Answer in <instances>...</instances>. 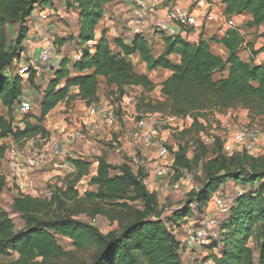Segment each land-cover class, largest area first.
Instances as JSON below:
<instances>
[{"label":"trees","instance_id":"16d2710c","mask_svg":"<svg viewBox=\"0 0 264 264\" xmlns=\"http://www.w3.org/2000/svg\"><path fill=\"white\" fill-rule=\"evenodd\" d=\"M65 2L69 10L79 12V33L76 38H71L80 46L86 45L82 50V58L71 63L68 59L60 62L54 77L43 90L40 117L26 114L23 119L25 127L19 129L14 126L13 111L24 97L23 80L21 76L10 73L9 69L22 61L30 33L29 23L36 10L46 5L53 8L54 3L53 0H0V104L8 114L5 117L0 113V143L8 136L17 142L38 135L48 138L50 133L43 126L44 120L60 103L70 105L80 99L87 106H92L99 102V76L106 79L108 86L117 88L118 102L125 95L126 88L153 90L155 86L149 78L137 74L133 64L127 60L135 53L141 55L149 70L165 68L172 71V77L163 86L164 100H150L149 109L175 118L191 119V127L182 131L183 134L198 129L204 131L210 117L214 118L216 114L231 109L243 108L252 116L264 117V64L258 65L251 59L242 58L251 44L240 30L228 31L219 41L229 51L227 60L213 54L208 41L200 39L197 45L192 46L181 36L165 37V52L156 58L140 35H135L129 44L120 38L115 39L114 45L121 51L113 49L106 30L96 41L95 29L104 16L107 0ZM224 2L227 15L238 16L249 12L254 16L251 26L264 25V0ZM91 42H95L92 48L88 46ZM64 43L60 41L61 46ZM179 45L183 47L181 62L173 64L169 57ZM252 54L257 55V52L253 51ZM71 68L79 75L73 77ZM29 70L32 85L36 70ZM87 71L93 72L83 74ZM217 73L228 75L215 79ZM74 87L79 88L78 94L71 93ZM32 119L38 124H32ZM169 148L177 170L192 171L193 162L188 159L185 149L182 146L176 151ZM4 154L5 147L0 145V160ZM243 158L241 155L231 158L219 156L210 161L205 168L206 182L203 188L198 192L192 191L184 206L175 209L166 219L158 217L159 199L149 191L143 169L135 173L127 164L112 165L99 159L97 174L89 182L90 186L97 187V191H87L85 197L81 198L76 187L84 177L90 175L91 164L81 159L67 158L76 172L62 179L65 185L57 186L50 199L21 194L14 199L13 211L24 222L25 228L17 230L10 214L0 206V256H8L13 252L19 255L14 264H46L66 254L57 242V235H61L72 239L79 249L93 241L99 243L100 247L91 264H185L182 256L185 247L166 224L178 225L189 216L193 205H197L201 211L202 205L209 201L214 192L229 181L253 184L264 180V170L245 172ZM6 185L5 177L0 173V195ZM243 196L237 200L238 207L236 205L231 210V213H235L232 224L221 226V256L208 257L213 264H264V230L260 234L258 255L247 244L252 226L249 224L254 220L249 218V223L243 220V213L247 211L243 210ZM72 201L120 208L141 203L143 211L138 212V217L126 224L119 233L103 235L97 228L99 222L93 224L96 226H90L70 215L52 214L54 205L63 207ZM246 214L251 217L253 211ZM228 229L231 232L227 234ZM211 248L215 249L217 245L213 244ZM39 258L42 261H37Z\"/></svg>","mask_w":264,"mask_h":264},{"label":"crops","instance_id":"0c3cea01","mask_svg":"<svg viewBox=\"0 0 264 264\" xmlns=\"http://www.w3.org/2000/svg\"><path fill=\"white\" fill-rule=\"evenodd\" d=\"M141 1L150 4V11L146 14V27L144 29L143 38L151 49L154 57L157 58L165 52V37H170L166 34L157 32L155 25L156 23L165 20V15L170 9L177 7L188 11L197 19V26L190 30L171 25V27L177 29V36H181V38L190 43V45H197L200 39H204L208 41L213 54L221 57L223 60H227L229 51L219 41L227 35L228 31L233 30L229 26V22H232L244 35L246 41L251 44V46L243 53L242 58L244 60L251 59L258 65L264 64V36H262L264 25L251 26V23L254 21V16L251 13L245 12L238 16H229L226 14L227 5L224 1L217 3L213 8H209L208 0H159L156 5L151 4L150 0ZM53 3L54 10L64 20L61 22H55L53 25L56 30L59 29L60 31L58 36H60L61 39L66 38L67 35L76 38L79 33V12L69 9L65 10V7H62L63 3H61L60 0L58 2L53 0ZM134 7L135 0H107V4L104 8V16L95 29L96 41L102 37L103 31L106 30L107 38L111 42L113 49L121 51L114 45V40L117 38H120L126 44L131 43L135 37L132 33L130 24ZM52 14L56 15L55 12H52ZM207 14L211 15V19L207 22H203L204 16ZM62 23L66 25V27L70 25L72 30L70 31L67 28L66 30L69 31H64L63 33V29H60L63 28ZM95 42L89 43L88 46L91 48L94 47ZM47 44L48 43L45 45H38L35 49L33 47H28L29 49H26L25 54H27L28 58L31 60H39V53ZM85 46L86 45L80 46L77 43V51L73 53V58L78 52L82 51ZM94 51L95 50L93 49L92 53H94ZM182 51L183 47L179 45L176 52L169 57L170 62L173 64H179L181 62ZM253 51L257 52V55H253ZM25 54L23 56H25ZM127 60L133 64L134 70L137 74L149 78L155 86L154 89L147 91L142 87L126 88L125 95L122 97L121 101L118 102L117 88L115 86H108L106 79L99 76V102L97 104L87 106L85 102L78 99L70 110H68L67 104L63 102L51 111L44 126L45 129L52 134L49 143L46 144L43 149V152L45 153L42 158L45 161L44 169H46V171L37 172V174L33 175L32 172L30 173L24 167V161L22 159L19 160L20 168H22V175L35 182V195L38 194L37 189L40 184L39 179L44 178V180H47L54 176L62 178L66 177L59 171V162L61 160L67 162V158H77L91 164L90 175L85 177L88 179V182H90L91 178L97 174L99 159H104L112 165L120 166L127 164L135 173H137V171L134 170L135 166L138 167V169L141 168L145 171V175H147L145 183L149 191L155 193L159 199L160 185L163 183L155 176V169L159 165L156 159L157 152L152 151V148L146 149L135 144L132 139V132L135 124L137 121L145 119L149 127L156 131L158 145L154 146V148H157L158 150V147L160 145H165V142L168 140V130L162 131L159 127L160 124L164 123L173 126L174 123H178L180 126L185 125L186 128L189 129L193 121L189 118H175L166 122L165 118L168 117V115L153 112L149 109L150 100H164L162 90L164 83L172 77L173 73L171 70L165 68L149 70L147 63L142 60L139 53L130 55L127 57ZM92 72L93 71H87L83 74H90ZM71 75L74 77L79 75V73L73 70L71 71ZM227 75V73L224 75L217 73L215 79H221L223 76L225 77ZM24 93H26V96L24 95L23 99L27 100L26 98L29 94L25 92V90ZM72 93L78 94L79 88L74 87ZM42 97L43 95L39 97V101L36 103V109L38 110L36 113L34 112V116L36 117H40V102ZM119 105L120 107H118ZM111 108H116L117 120L112 124H108L106 118L107 113ZM6 112V109L2 106L0 113L6 117L8 116ZM65 112L68 113L65 114ZM19 115V110L15 109L13 111L14 126L19 129H24V118H21ZM247 115V110L237 108L231 109L223 114H216V119L221 122L222 125H225L231 121L233 122V117L234 119L242 120V118L245 119ZM66 119H69V121L67 122ZM55 132L57 133L55 134ZM34 140L39 141L40 137L26 140L25 148L29 150L28 147L32 146ZM54 144L59 145L60 156H56L52 153V147ZM187 157L191 160L190 156L187 155ZM53 159L56 160L54 163L51 161ZM174 161L175 158H173L172 162ZM2 162L7 170L6 172H2V175L5 177L7 189H4L0 198L1 196H5V190L11 188L9 182L14 179L16 174H18H15L11 160L3 157ZM40 170L41 169H39V171ZM75 172L76 168L72 165L71 173ZM160 192H162V190ZM8 193L9 195H15L14 199L18 197V194L16 195V192L13 190L8 191ZM15 215L17 214L15 213ZM21 222L24 224L22 220ZM179 229L186 230L187 226L183 225ZM184 233L185 232L183 231V234ZM190 250L192 249L184 248L182 256H186L187 252H190Z\"/></svg>","mask_w":264,"mask_h":264},{"label":"rangeland","instance_id":"374dc122","mask_svg":"<svg viewBox=\"0 0 264 264\" xmlns=\"http://www.w3.org/2000/svg\"><path fill=\"white\" fill-rule=\"evenodd\" d=\"M56 1L58 2L59 0ZM60 1L61 3H63L62 7H65V10H67L68 8L66 2L64 3V0ZM106 4L104 5V8ZM47 10H50L49 12L51 17L48 20H43L41 17V12H47ZM52 12H55L56 15L51 14ZM61 21L64 20L51 6L46 5L39 7L29 23V43L27 41L28 45L26 44V49H29L28 47H33L35 49L38 47V45H45L46 43H51L53 45L52 56L48 62L41 63L38 59L31 60L30 58H28L27 54H25V56H22L23 61L16 62L9 69L10 73L14 75H19L21 62H24L27 67H29V69L31 68L36 70L34 84L31 85V82L29 80V73L27 76H24L22 78L24 83V85L22 84L23 88L25 92L29 94L26 99L30 101L35 108L33 110V113L30 114L33 116L34 112L36 113L38 111L36 109V103L39 101V97L43 95V90L45 89L48 81L54 77V73L59 68L60 62L63 59H68V61L71 63L73 61V53L77 51V42L72 40L73 37L67 35L66 38L61 39L60 36H58L60 32L59 29L56 30V28L53 27L55 22ZM62 25L63 28L60 29H63V33L64 31L67 32L69 30H72V27L70 25L67 27L63 23ZM67 28L69 30H66ZM60 41H65V43L61 46ZM71 71H73L72 68ZM63 84L64 81L61 83V85ZM72 91L73 88H71V93ZM25 94L26 93H24V95ZM75 102H72L70 105H67L68 110L73 108ZM1 109L2 106L0 105V111ZM67 113L68 112H65V114ZM19 114L21 118L25 117V115L21 114L20 111ZM47 117L44 120L43 126H45ZM66 121L68 122L69 119H66ZM31 123L35 125L38 124L37 121L34 119L31 120ZM247 125L255 127L260 131L261 135L259 143L254 146H235L234 152L232 154H227L224 151V145L226 143H232L236 131L240 130L243 126ZM159 127L162 129V131L168 130V140L165 142V145L168 148L169 153L171 155L173 154L169 147H172L176 151L178 147L182 146L186 151V155L190 156L193 162L192 171L177 170L176 166H173L172 170L174 171V175L170 176V178L164 179L162 182L163 184L160 185V191L163 187H165L166 189L165 193H161L159 191L160 195L158 203V217L160 219H166L171 215V213L175 209L184 206V204L188 200L189 194L192 191L198 192L203 188V184L206 182V165L219 156H226L228 158H231L241 155L242 157H244V170L245 172L247 171V173L264 170L263 116H252L248 112V115L245 117V119L242 118V120H238L234 119L233 117V122L231 121L225 125H222V123L216 119V116L214 118L210 117V121L206 125V129L204 131L198 129L187 134L182 133V131L187 129L186 126H180L178 123H174L173 126L162 123L159 125ZM56 133L57 132H55V134ZM51 136V133L48 138H43L41 135H38V137H40V140H34L32 146L28 147L31 153L33 155L44 157L45 152H43V149L46 144L49 143ZM205 138L210 139V142H205ZM157 140L158 138H156L154 146L158 145ZM26 142L27 141L24 140L18 141L20 149H26ZM154 146L152 147V151L157 152V148H154ZM2 160L3 158L0 160V173H2L3 171H7ZM51 161L52 163H54L56 160L53 159ZM44 167L45 166L40 168V171L38 169V171H35L32 174L34 175L37 174V172H45L46 169H44ZM134 170L137 172L139 171L138 167L136 166L134 167ZM62 179V177L57 176L51 177L47 180H44V178L39 179L40 184L37 189L38 196L35 197L50 199L52 193L55 192L57 186L63 187L65 185V182ZM9 184L11 185V188L5 190V196H1L0 206L10 214L11 218L15 223L16 229L21 230L25 228L26 225L21 222L20 217L18 215H15V212L13 211L15 195H9L8 191L13 190L14 192H16V195H19V193L16 189V186L14 185L13 180H11ZM175 185H178V187L175 188ZM76 189L78 190L81 198L85 197V193L87 191H97V187L90 186L88 179H86L85 177L77 185ZM213 196H216L227 203V206L230 208V212L227 215L222 216L217 211V209L215 208V204L212 202ZM242 196L245 203V209L243 210H247L245 211V213H243L244 215L242 214L244 216L243 220L244 222L246 221V223H249V218L254 220L253 223L249 224L252 226L250 237L247 240V244L249 247L254 249L255 254L258 255V243L260 241V234L264 230V180L258 181L253 184L229 181L223 186H221L216 192H214V194L210 197L209 201L202 205L201 211L199 210L197 205H193L189 216L182 220L178 225L176 223L166 224L169 228L173 230V232L176 234V236L182 242L183 245V241L186 240L188 232L196 230L198 227L202 226L206 219L213 217L218 222V226L215 230L216 237L208 239L209 242L207 245L188 248L192 250H190V252H187L186 256H183L185 264H209V261L212 262V260L208 258L209 256H221V226L224 224H232L235 213H231V210L234 206L237 205V200ZM141 211H143V205L141 203L133 204L129 208H120L106 206L100 203H86L81 201L67 202L63 207H59V205H54L51 209L52 214L56 216L70 215L71 217L85 222L90 226H96L93 225L94 223L92 221L95 218L99 219L97 228L103 235H108L109 233H119L122 228L126 226V224L134 221L138 217V212ZM248 211H253V216L249 217L246 214V212ZM183 225L187 226L186 230L179 229ZM183 231L185 232L184 234ZM226 231L227 234L231 232L230 229ZM182 236L184 239L182 238ZM57 242L66 254L54 258L46 264H91L96 251L100 247L99 243L93 241L87 244L84 248L79 249L74 244L72 239L67 237L64 238L61 235H57ZM213 244L217 245V248L212 249L211 245ZM18 258V254L11 252L8 256H0V264H14ZM37 261L40 262L42 260L39 258L37 259Z\"/></svg>","mask_w":264,"mask_h":264},{"label":"built area","instance_id":"2783aa9c","mask_svg":"<svg viewBox=\"0 0 264 264\" xmlns=\"http://www.w3.org/2000/svg\"><path fill=\"white\" fill-rule=\"evenodd\" d=\"M151 4H158L159 0H150ZM225 0H208L209 8H213L219 2H223ZM150 11V4L145 3L141 0H135V7L133 9V16L131 19V29L133 35L143 36L144 29L146 27V14ZM49 11L41 12V17L43 20H48L51 15ZM52 14V13H51ZM211 19V15L207 14L204 16L203 22H207ZM197 19L193 17L191 13L188 11L182 10L181 8L174 7L170 9L166 15L165 20L156 23L155 28L157 32L166 34L170 37H175L178 35L177 29L171 27V25H176L178 28H182L185 30H190L197 26ZM229 26L233 30H237L238 28L232 22H229ZM53 53V45L48 43L41 50L39 58L40 61L46 63L50 60ZM82 58V51L78 52L73 61H80ZM29 73V67L24 62H21L19 75L23 78L27 76ZM120 107V105L118 106ZM17 109L21 112V114L26 115L33 112L34 106L33 104L25 99H22L20 104L17 106ZM175 119V117L168 116L165 118V121H171ZM117 120L116 108H111L107 113L106 121L108 124H112ZM260 131L251 126H243L240 130L236 131L233 137L232 143H226L224 145V151L227 154H232L234 152L235 146L238 145H257L260 140ZM157 137L156 131L149 127L147 121L145 119H141L137 121L132 132V139L136 145L144 147L146 149L152 148L155 144V140ZM205 142H210V139L205 138ZM1 146L5 147L4 157L11 160L15 177L13 179L14 185L19 194L21 195H30L37 196L36 194V186L35 182L32 179H27L22 175L20 168L19 160L24 161V167L31 173L37 171L45 165V161L42 157L33 155L28 149H20L19 143L12 137L8 136L3 139L0 143ZM52 153L56 156H60V147L58 144H54L52 147ZM174 156L171 155L168 151V148L165 145H160L157 150V161L159 165L156 167L155 176L157 179L163 182L164 179L170 178V176L174 175V171L172 167L174 166V162H172ZM59 171L62 175L67 176L72 171V165L64 160H61L58 164ZM175 188L178 185L174 186ZM165 187L162 188L161 193H165ZM212 202L215 204V208L222 215L225 216L230 212V208L227 206V203L222 201L218 197H214ZM94 224L99 222V219H93ZM218 226V222L210 217L205 220L204 224L196 230H192L188 232L186 240L183 241V246L185 248H192L195 246H204L208 244V239L212 237H216L215 230ZM209 264H212L209 261Z\"/></svg>","mask_w":264,"mask_h":264}]
</instances>
